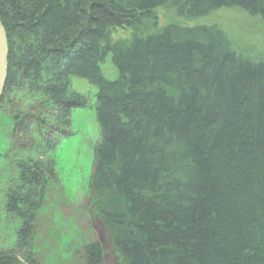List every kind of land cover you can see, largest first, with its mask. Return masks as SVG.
I'll list each match as a JSON object with an SVG mask.
<instances>
[{
  "label": "trees",
  "instance_id": "16d2710c",
  "mask_svg": "<svg viewBox=\"0 0 264 264\" xmlns=\"http://www.w3.org/2000/svg\"><path fill=\"white\" fill-rule=\"evenodd\" d=\"M158 9L264 20V0H0L12 124L0 209L21 224L0 264H44L36 240L56 170L44 157L85 101L72 77L98 90L88 194L106 238L90 232L79 264H264V59L216 24L157 30ZM115 29L132 41L115 45Z\"/></svg>",
  "mask_w": 264,
  "mask_h": 264
},
{
  "label": "rangeland",
  "instance_id": "374dc122",
  "mask_svg": "<svg viewBox=\"0 0 264 264\" xmlns=\"http://www.w3.org/2000/svg\"><path fill=\"white\" fill-rule=\"evenodd\" d=\"M158 29L171 23L182 26L219 25L240 50L256 54L264 59V20L252 17L238 9H222L209 18L195 22L184 19L166 9H158ZM135 32L130 29H115L112 40L115 45H126L132 41ZM104 77L115 82L118 70L111 55L101 64ZM73 91L85 98L84 104L74 110L70 137L60 142L57 150L44 161H55V179L51 184V198L48 197L40 214L41 232L37 235V251L44 264H79L78 246L90 232L105 241L103 227L91 214L89 182L92 175L95 148L100 141V130L96 119L97 88L76 77L71 78ZM0 113V178L5 173L10 158L8 155L12 124ZM1 190V188H0ZM91 218V219H90ZM89 219L93 223L92 230ZM89 225V226H88ZM19 221L0 209V246L8 248L15 243L20 230ZM36 251V252H37ZM108 264H119L118 259L108 255Z\"/></svg>",
  "mask_w": 264,
  "mask_h": 264
},
{
  "label": "water",
  "instance_id": "95a60500",
  "mask_svg": "<svg viewBox=\"0 0 264 264\" xmlns=\"http://www.w3.org/2000/svg\"><path fill=\"white\" fill-rule=\"evenodd\" d=\"M8 38L0 20V100L4 94L8 76Z\"/></svg>",
  "mask_w": 264,
  "mask_h": 264
}]
</instances>
